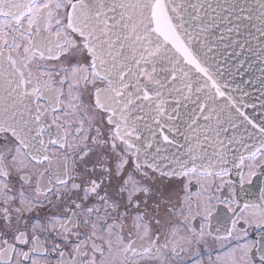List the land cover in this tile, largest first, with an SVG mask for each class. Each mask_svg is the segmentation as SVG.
Listing matches in <instances>:
<instances>
[{
	"label": "snow or ice",
	"instance_id": "obj_1",
	"mask_svg": "<svg viewBox=\"0 0 264 264\" xmlns=\"http://www.w3.org/2000/svg\"><path fill=\"white\" fill-rule=\"evenodd\" d=\"M0 264H264V0H0Z\"/></svg>",
	"mask_w": 264,
	"mask_h": 264
}]
</instances>
